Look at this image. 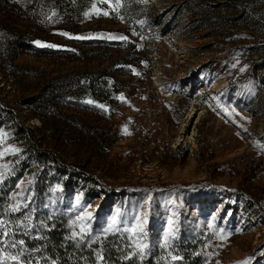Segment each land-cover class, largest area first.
Wrapping results in <instances>:
<instances>
[{
	"label": "rangeland",
	"instance_id": "rangeland-1",
	"mask_svg": "<svg viewBox=\"0 0 264 264\" xmlns=\"http://www.w3.org/2000/svg\"><path fill=\"white\" fill-rule=\"evenodd\" d=\"M0 99L110 191L59 176L40 197L29 170L2 254L21 258L42 198L93 246L114 229L142 255L183 236L205 264H264V0H0ZM0 145L2 181L24 146L9 129Z\"/></svg>",
	"mask_w": 264,
	"mask_h": 264
},
{
	"label": "trees",
	"instance_id": "trees-1",
	"mask_svg": "<svg viewBox=\"0 0 264 264\" xmlns=\"http://www.w3.org/2000/svg\"><path fill=\"white\" fill-rule=\"evenodd\" d=\"M3 129L14 132L17 141L24 146V153L14 161L11 174L0 181V218L7 215L9 199L19 180L33 168L37 173L43 170L37 189L40 197L48 196L45 186L59 176L63 183L68 180L67 176L76 177L94 185L101 196L109 194L97 178L66 166L58 153L43 149L38 135L0 99V132ZM1 150L0 145V154ZM40 201L43 204H39L38 212V204L33 207V224L16 233L17 240L24 242L18 249L21 258L14 260L0 251V264H205L199 251L200 241L183 236L172 241L167 250L142 255L134 252L135 242L127 233L114 229L104 234L99 245L93 246L90 238L73 236L69 217L60 207H47L44 199ZM170 253L178 260L171 261Z\"/></svg>",
	"mask_w": 264,
	"mask_h": 264
},
{
	"label": "snow or ice",
	"instance_id": "snow-or-ice-1",
	"mask_svg": "<svg viewBox=\"0 0 264 264\" xmlns=\"http://www.w3.org/2000/svg\"><path fill=\"white\" fill-rule=\"evenodd\" d=\"M37 43H39V42H37ZM15 210V209H14ZM3 235H6V233L5 232H3V231H0V236H3ZM73 235H75V234H73ZM140 235L141 236H143V235H146L145 233H143V231H141V233H140ZM81 239H83V237H81ZM19 244H23L24 242L21 240V241H19L18 242ZM13 247H15V243L12 245ZM12 259H16V257L15 256H13V257H11ZM175 259V258H174Z\"/></svg>",
	"mask_w": 264,
	"mask_h": 264
}]
</instances>
